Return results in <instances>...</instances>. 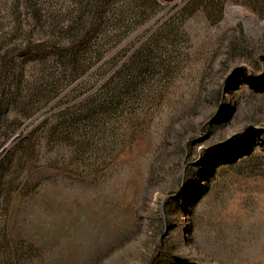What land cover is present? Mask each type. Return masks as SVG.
I'll return each instance as SVG.
<instances>
[{
  "label": "rangeland",
  "instance_id": "obj_1",
  "mask_svg": "<svg viewBox=\"0 0 264 264\" xmlns=\"http://www.w3.org/2000/svg\"><path fill=\"white\" fill-rule=\"evenodd\" d=\"M0 264H264V0H0Z\"/></svg>",
  "mask_w": 264,
  "mask_h": 264
}]
</instances>
